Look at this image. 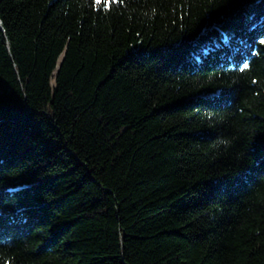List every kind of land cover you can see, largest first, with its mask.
<instances>
[{"label":"trees","instance_id":"obj_1","mask_svg":"<svg viewBox=\"0 0 264 264\" xmlns=\"http://www.w3.org/2000/svg\"><path fill=\"white\" fill-rule=\"evenodd\" d=\"M261 40L264 0H0V264H264Z\"/></svg>","mask_w":264,"mask_h":264},{"label":"water","instance_id":"obj_2","mask_svg":"<svg viewBox=\"0 0 264 264\" xmlns=\"http://www.w3.org/2000/svg\"><path fill=\"white\" fill-rule=\"evenodd\" d=\"M62 57H63V54L59 57V59H58V65H57V67H56V69H55V74L57 73V71H58V67H59V65H60V62H61V60H62Z\"/></svg>","mask_w":264,"mask_h":264},{"label":"snow or ice","instance_id":"obj_3","mask_svg":"<svg viewBox=\"0 0 264 264\" xmlns=\"http://www.w3.org/2000/svg\"><path fill=\"white\" fill-rule=\"evenodd\" d=\"M260 42H261V43H264V40H261ZM245 67H247V65H245Z\"/></svg>","mask_w":264,"mask_h":264}]
</instances>
